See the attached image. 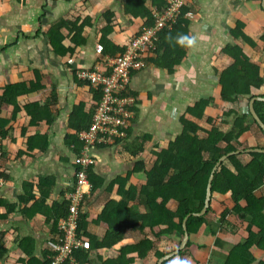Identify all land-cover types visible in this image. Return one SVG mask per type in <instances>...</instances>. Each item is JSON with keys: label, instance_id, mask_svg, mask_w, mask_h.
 I'll return each mask as SVG.
<instances>
[{"label": "crops", "instance_id": "1", "mask_svg": "<svg viewBox=\"0 0 264 264\" xmlns=\"http://www.w3.org/2000/svg\"><path fill=\"white\" fill-rule=\"evenodd\" d=\"M150 2L147 0L148 6ZM188 7L192 16L187 19L186 36L193 43L182 42L185 54L179 62L171 70L148 60L130 76L128 92L136 99L130 133L132 139L147 137L145 151L135 158L122 143L115 147L92 146L93 170L102 177L103 185L87 196L83 211L87 212L88 233L109 244L90 250V258L84 264H116L112 261L133 243V236L120 230L124 224L115 219L116 210L112 207L125 193L119 192L118 184L112 187L110 183L131 174L137 161H150L154 147H165L179 134L180 118L195 101L213 96L220 99L218 71L231 59L227 53L230 45L243 47L264 67V53L256 50L262 47L259 37L264 32V0H188ZM149 9L155 15L159 8L154 4ZM145 21L147 17L126 12L125 0H0V172L6 176H0V200L4 201L0 214H8L0 221V239L8 248L0 264H22L23 260L28 263L32 257L41 259L44 246L52 240L44 213L52 212L54 202H64L76 170L75 146L67 141V135L74 132L66 120L77 105L84 103L89 112L94 103L93 89L76 79L78 67L92 69L98 65L104 69L103 56L117 54L97 52V46H103V28L108 41L125 48ZM239 23L245 35L261 47L249 48L237 32L240 29H235ZM12 98H17L15 103ZM32 99L47 104L53 116L50 121L44 118L31 123L26 106ZM206 111L208 115H217L215 108ZM35 135L39 138L33 141L29 155L27 141ZM43 146L46 149L39 150ZM147 164L151 166V162ZM130 176L128 185L145 178L142 170ZM43 177H53L55 181L50 194L43 196L45 202L36 205L41 210L32 214L30 208L41 197L38 185ZM131 202L143 210L137 200ZM211 207L207 218L212 224L215 222V234L206 226L190 234L187 253L168 258L167 264L176 259L190 264H217L242 241L238 234L220 228L218 219L225 205L219 198L212 200ZM228 218L236 220L233 215ZM108 220L114 222L118 232L109 233L112 224ZM176 237L154 239L155 251H174ZM28 245H34L32 257L27 256V251H31ZM251 252L256 258L251 264L264 259V248L252 247ZM158 259L151 252L149 260L139 259L132 264H157Z\"/></svg>", "mask_w": 264, "mask_h": 264}, {"label": "trees", "instance_id": "2", "mask_svg": "<svg viewBox=\"0 0 264 264\" xmlns=\"http://www.w3.org/2000/svg\"><path fill=\"white\" fill-rule=\"evenodd\" d=\"M154 4L158 6V10H163L166 7L165 0H151L149 6ZM149 6L147 0H125V9L128 14L147 17V21L141 26L139 33L144 26L155 23L156 16L150 11ZM189 10L187 0L176 24L171 28L166 27L158 33L156 47L150 50V54L146 56V62L153 60L156 64L166 66L171 70L179 62L185 54L183 43L186 45L187 41L182 43L178 36L187 35V19L191 18L188 15L191 14ZM110 21L108 20V24L111 23ZM108 24L107 29L109 30ZM235 29H240V23ZM106 31L103 28L101 36L104 51L112 55L122 54L126 46L120 48L113 45L111 41L107 40ZM237 32L249 44V48L262 46L256 50L264 53V32L259 37L262 41L261 46L251 37L245 35L241 29ZM229 48L227 53L231 59L221 71H218L220 99L217 100L213 96L195 101L180 118L182 129L179 134L165 147H154L150 153V161L147 162L145 159L137 161L132 172L130 171L131 174L126 178L117 177L110 183L112 187L114 184H118L119 192L125 193L123 199L117 203L114 202L112 207H115L116 210L115 219L124 224L120 230L130 233L134 239L133 243L127 246L126 252L112 262L132 264L139 259L145 262L149 260L151 252L158 259L170 251L161 249L155 251L154 239L170 240L172 235L177 236L174 248L176 249L184 234V218L188 213L198 212L204 207L207 184L216 163L223 155L237 150L240 152L228 156L216 169L208 211L203 216L192 215L187 219L188 232L189 235L197 233L203 226H206L212 234H215L214 228H212L215 222L213 224L209 222L207 214L212 211V200L219 198L225 205L218 219L220 228L231 234H238L243 239L229 250L223 262L217 264H251L256 259L251 248H264V152L246 151L248 148H264V130L253 118L249 107L251 98L264 96V67H262L261 60L248 54L243 47L230 45ZM132 71L134 70L130 71V76ZM76 79L88 84L93 89L94 103L89 112L85 111L84 103L77 105L66 120L68 128L74 132V134L67 135L68 143L75 146L74 180L64 202L62 204L54 202L50 207L52 212L44 213L46 226L51 232L52 240L44 246L43 258L32 257L34 245H28L31 251H27V256H31L32 259L28 263H24L23 260L22 264H52L59 252L56 244L60 243L62 233L58 228V222L60 218L69 214L70 198L68 195L75 189L78 183L77 173L82 168L79 156L85 141L80 138V132L88 131L91 128L93 116L102 97L101 88H94L87 81L80 80L77 71ZM128 89L129 85H127L124 94L133 96L128 92ZM26 91L28 90H23V92ZM12 99L15 103L17 98ZM135 103L136 99L129 107L132 117L128 119L129 126L125 129L126 135L117 138L114 144L102 146L115 147L122 143L132 156L137 158L140 152L145 151L148 139L142 135L132 139L130 130ZM208 108H215L217 115H208L209 113L206 111ZM254 108L264 122V100H256ZM26 110L32 116L31 123L33 124L44 118L49 121L53 118L50 108L41 99H32L31 103L26 106ZM1 134L5 133L1 132ZM38 138L37 135L28 138L27 154L30 155L33 152V141ZM98 146L101 145L98 144ZM45 149V146L39 148L41 151ZM20 153L22 154L23 151ZM149 162H151L150 167L147 164ZM93 165L86 168L91 187L85 189L84 198L79 206L77 237L82 244L73 250L69 257H65L60 264H84L90 258V250L109 244L93 238L86 227L87 212L83 209L88 202L87 196L103 185L102 177L94 172ZM136 170L144 172V180L128 185L130 175H133ZM0 176L6 177L1 172ZM54 181L53 177L40 179L38 188L41 197L35 200L30 208L32 214L41 210L40 206L36 205L45 202L43 196L50 194V187ZM257 191H261L262 194L258 195ZM224 194L229 195L224 198ZM30 197L35 198V195H30ZM135 200L143 208L142 211L138 210V206L132 204L131 201ZM3 202L0 200V206ZM104 212L105 210L101 217L105 215ZM230 215L235 217L234 222L228 218ZM7 216L8 214H0V221ZM111 224L109 233L118 232L119 229L115 228L113 221ZM245 224L247 226L243 227ZM86 244L89 245V248ZM188 249L189 242L179 255L186 254ZM7 250L8 248L0 239V258L5 255ZM168 260L162 264H167ZM258 264H264V259L260 260Z\"/></svg>", "mask_w": 264, "mask_h": 264}, {"label": "built area", "instance_id": "3", "mask_svg": "<svg viewBox=\"0 0 264 264\" xmlns=\"http://www.w3.org/2000/svg\"><path fill=\"white\" fill-rule=\"evenodd\" d=\"M165 1L166 7L163 10L155 11V23L144 26L137 36L132 37L122 54L102 55L104 69L98 65L92 69L86 67L77 69L78 78L87 81L94 88H101L102 97L93 116L91 128L88 131L80 132V138L85 141L79 156L82 168L77 173L78 183L75 189L68 195L70 198L69 214L60 218L58 222L62 236L60 243L56 244L59 252L52 264H60L65 257H69L73 250L82 244L77 237L79 206L84 198L85 189L91 187L86 168L95 163L92 146L96 143L111 145L116 142L117 138L126 135L125 129L129 126L128 119L132 117L129 107L135 100L133 96L124 94L130 82V71L145 66L146 56L150 54V50L156 47L158 33L164 28H171L176 24L182 7L187 2V0ZM103 50L102 45L97 46V52L100 55ZM106 68L108 71L105 70ZM1 183L2 179L0 178Z\"/></svg>", "mask_w": 264, "mask_h": 264}, {"label": "water", "instance_id": "4", "mask_svg": "<svg viewBox=\"0 0 264 264\" xmlns=\"http://www.w3.org/2000/svg\"><path fill=\"white\" fill-rule=\"evenodd\" d=\"M256 100H264V96L261 97V96H255L253 98H251L250 102H249V107H250V112L253 116V118L258 122V124L263 128L264 130V122L261 120V118L259 117L258 113L256 112L255 108H254V102ZM246 151L248 152H251V151H258V152H264V148H261V147H258V148H248ZM240 152V150H237V151H233V152H229L225 155H223L219 160L218 162L216 163L215 167L213 168V171L209 177V181H208V184H207V191H206V198H205V204H204V207L198 211V212H193V213H188L186 215V217L184 218V221H183V229H184V234H183V237L180 241V244L179 246L172 252H169L167 254H165L164 256L160 257L158 259V262L157 264H162L163 261L167 260L168 258L176 255V254H179L186 246L188 240H189V232H188V228H187V219L190 217V216H203L207 213L208 211V208L210 206V203H211V196H212V181H213V178H214V175H215V172H216V169L219 167V165L222 163L223 160H225L228 156H230L231 154L233 153H238Z\"/></svg>", "mask_w": 264, "mask_h": 264}, {"label": "clouds", "instance_id": "5", "mask_svg": "<svg viewBox=\"0 0 264 264\" xmlns=\"http://www.w3.org/2000/svg\"><path fill=\"white\" fill-rule=\"evenodd\" d=\"M179 39L181 42L187 41V43H189V44L193 43V39L186 37V36H181ZM171 264H190V262L187 260L176 259V260L172 261Z\"/></svg>", "mask_w": 264, "mask_h": 264}, {"label": "bare ground", "instance_id": "6", "mask_svg": "<svg viewBox=\"0 0 264 264\" xmlns=\"http://www.w3.org/2000/svg\"><path fill=\"white\" fill-rule=\"evenodd\" d=\"M115 143H116V142H115ZM98 144H99V145H105V144L96 143V144L93 145V147H94V146H98ZM113 144H114V143H113Z\"/></svg>", "mask_w": 264, "mask_h": 264}, {"label": "rangeland", "instance_id": "7", "mask_svg": "<svg viewBox=\"0 0 264 264\" xmlns=\"http://www.w3.org/2000/svg\"><path fill=\"white\" fill-rule=\"evenodd\" d=\"M134 37V36H133ZM129 42V41H128Z\"/></svg>", "mask_w": 264, "mask_h": 264}]
</instances>
